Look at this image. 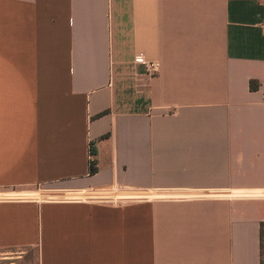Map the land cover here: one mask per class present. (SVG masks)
<instances>
[{
	"label": "crops",
	"instance_id": "crops-1",
	"mask_svg": "<svg viewBox=\"0 0 264 264\" xmlns=\"http://www.w3.org/2000/svg\"><path fill=\"white\" fill-rule=\"evenodd\" d=\"M263 222L264 0H0V264H261Z\"/></svg>",
	"mask_w": 264,
	"mask_h": 264
},
{
	"label": "built area",
	"instance_id": "built-area-1",
	"mask_svg": "<svg viewBox=\"0 0 264 264\" xmlns=\"http://www.w3.org/2000/svg\"><path fill=\"white\" fill-rule=\"evenodd\" d=\"M134 63L138 64V65L145 66L146 73L150 77L157 76L160 73V70H161V63L159 61L149 60V59H147V57L144 54L136 55L135 58H134ZM114 190L115 189H110V190L104 191L101 194L99 193V195H96V196L97 197L101 196L102 198H105L107 200H111L109 197L114 196V194H115ZM121 193H123V192H121ZM40 195H42V194H40ZM40 195H38V197H40ZM121 195L122 196L123 195L126 196L125 194H121ZM50 196H52L54 198L56 195L55 194H50V195H46L44 197H50ZM72 196H75V198L78 197V195H70L69 197L73 198ZM18 197H20V196L18 195ZM22 198H25V196H23ZM121 200L122 201H120V202L126 201V199H124L122 197H121Z\"/></svg>",
	"mask_w": 264,
	"mask_h": 264
},
{
	"label": "trees",
	"instance_id": "trees-1",
	"mask_svg": "<svg viewBox=\"0 0 264 264\" xmlns=\"http://www.w3.org/2000/svg\"><path fill=\"white\" fill-rule=\"evenodd\" d=\"M253 88H255L253 86ZM96 171V168H92V172L94 173ZM260 237H261V264H264V222L261 223V229H260Z\"/></svg>",
	"mask_w": 264,
	"mask_h": 264
},
{
	"label": "rangeland",
	"instance_id": "rangeland-1",
	"mask_svg": "<svg viewBox=\"0 0 264 264\" xmlns=\"http://www.w3.org/2000/svg\"><path fill=\"white\" fill-rule=\"evenodd\" d=\"M114 192H115L114 196L109 197L111 199L110 201H113V202H120V201H122L121 200V197H123V196L121 194H119L121 191L114 190ZM117 192H119V193H117Z\"/></svg>",
	"mask_w": 264,
	"mask_h": 264
}]
</instances>
